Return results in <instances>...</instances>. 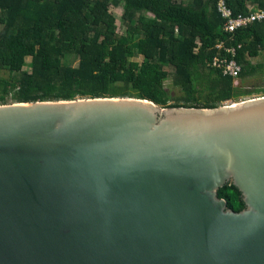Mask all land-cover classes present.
<instances>
[{
    "label": "water",
    "instance_id": "water-1",
    "mask_svg": "<svg viewBox=\"0 0 264 264\" xmlns=\"http://www.w3.org/2000/svg\"><path fill=\"white\" fill-rule=\"evenodd\" d=\"M0 264H264V96L0 104Z\"/></svg>",
    "mask_w": 264,
    "mask_h": 264
},
{
    "label": "trees",
    "instance_id": "trees-1",
    "mask_svg": "<svg viewBox=\"0 0 264 264\" xmlns=\"http://www.w3.org/2000/svg\"><path fill=\"white\" fill-rule=\"evenodd\" d=\"M226 3L233 16L247 14L249 6L264 9V0ZM119 5L125 35L110 11ZM224 24L216 0H0V72L9 73L0 77V104L12 92L16 102L71 100L83 96L88 83L94 96L147 99L164 107L212 108L239 93L264 91L244 89L243 77L235 87L208 66L219 41L236 49L242 66L259 56L264 21L232 35ZM169 79L191 104L171 103ZM218 195L236 211L245 207L233 184L220 187Z\"/></svg>",
    "mask_w": 264,
    "mask_h": 264
},
{
    "label": "rangeland",
    "instance_id": "rangeland-1",
    "mask_svg": "<svg viewBox=\"0 0 264 264\" xmlns=\"http://www.w3.org/2000/svg\"><path fill=\"white\" fill-rule=\"evenodd\" d=\"M111 13L114 15L116 19V24H117V31L120 34H127L128 31L126 28L122 25L121 23V17L123 14V9L122 6H111L110 7ZM258 58H250L247 62V64L244 66V71H243V78H244V83H245V88L246 89H252L255 90L256 88H262L264 89V51H261L260 54H258ZM137 61H141V57L135 58ZM27 63L30 62V58H27ZM25 70H29L28 67H25ZM0 77H9L8 71H1L0 72ZM166 89L168 90V93L170 94V97H172L171 103H180V104H191L190 101L186 100L184 97L183 91L175 86H172L171 80H167L166 83ZM84 95L80 96L78 98H103V97H110L108 95L104 96H94V89L93 85L88 83L86 85V90L83 91ZM264 96V91H254L251 93H245V94H238L237 97H235L233 100H228L223 102L221 105L224 104H231V103H238L242 101H246L249 99H253L256 97ZM10 103H16V100L13 99V92L8 95L7 101L5 104H10Z\"/></svg>",
    "mask_w": 264,
    "mask_h": 264
},
{
    "label": "built area",
    "instance_id": "built-area-1",
    "mask_svg": "<svg viewBox=\"0 0 264 264\" xmlns=\"http://www.w3.org/2000/svg\"><path fill=\"white\" fill-rule=\"evenodd\" d=\"M216 4L219 13L225 19L223 29L231 35L239 29L249 27L254 22L264 21L263 8L253 9V7L249 6L247 14L233 16L232 10L227 5L226 0H216ZM215 49L217 52L208 62V66L220 71L222 76L230 77L233 85L239 87L243 80L244 66L239 64L235 59L236 49L233 46H227L225 41H219Z\"/></svg>",
    "mask_w": 264,
    "mask_h": 264
},
{
    "label": "crops",
    "instance_id": "crops-1",
    "mask_svg": "<svg viewBox=\"0 0 264 264\" xmlns=\"http://www.w3.org/2000/svg\"><path fill=\"white\" fill-rule=\"evenodd\" d=\"M253 4H257L258 3V0H250ZM259 56L257 57H254V58H258Z\"/></svg>",
    "mask_w": 264,
    "mask_h": 264
}]
</instances>
